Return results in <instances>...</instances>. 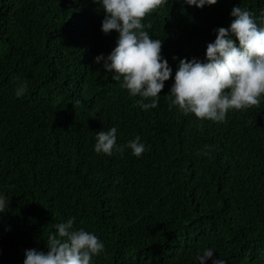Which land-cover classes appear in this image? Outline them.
<instances>
[{
	"label": "trees",
	"instance_id": "obj_1",
	"mask_svg": "<svg viewBox=\"0 0 264 264\" xmlns=\"http://www.w3.org/2000/svg\"><path fill=\"white\" fill-rule=\"evenodd\" d=\"M237 5L264 26V0H169L144 30L163 40L174 76L173 57L204 60ZM103 18L95 0H0V264L46 252L48 233L70 217L105 244L93 264H195L209 246L226 264H264V100L199 121L170 107V77L158 107L141 110L94 62L118 35L101 31ZM113 126L118 144L140 135L148 149L97 154L96 132Z\"/></svg>",
	"mask_w": 264,
	"mask_h": 264
},
{
	"label": "clouds",
	"instance_id": "obj_2",
	"mask_svg": "<svg viewBox=\"0 0 264 264\" xmlns=\"http://www.w3.org/2000/svg\"><path fill=\"white\" fill-rule=\"evenodd\" d=\"M104 12L101 31L107 35L115 31V47L101 63L115 81L123 80L122 87L129 96L139 97L136 104L143 111L155 109L165 81L173 83L165 95L170 107H177L184 115L192 114L199 121L224 122L229 111L246 110L259 106L264 100V26L255 14L239 5L230 11L229 27L214 29L215 39L207 43L205 58H177L173 69L161 55L162 39H153L145 31L144 18L169 0H95ZM177 3L203 8L218 0H176ZM26 83L15 90L19 98L25 94ZM117 127L96 132L94 151L111 156L114 151L130 150L137 158L148 149L141 136L121 145L117 143ZM212 145H206L198 155L208 156ZM8 208V196L0 193V213ZM76 218L70 217L54 225L55 232L47 236V251L29 249L23 253V264H93V258L105 250L104 242L93 232L75 227ZM214 247H205L195 256V264H226L215 257Z\"/></svg>",
	"mask_w": 264,
	"mask_h": 264
}]
</instances>
